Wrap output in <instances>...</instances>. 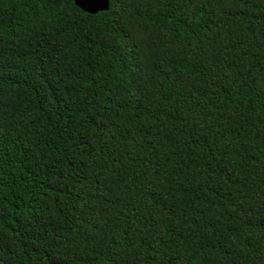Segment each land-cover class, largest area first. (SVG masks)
<instances>
[{"label":"trees","instance_id":"1","mask_svg":"<svg viewBox=\"0 0 264 264\" xmlns=\"http://www.w3.org/2000/svg\"><path fill=\"white\" fill-rule=\"evenodd\" d=\"M0 264H264V0H0Z\"/></svg>","mask_w":264,"mask_h":264},{"label":"water","instance_id":"2","mask_svg":"<svg viewBox=\"0 0 264 264\" xmlns=\"http://www.w3.org/2000/svg\"><path fill=\"white\" fill-rule=\"evenodd\" d=\"M73 2L79 9L95 14L106 11L109 8V0H68Z\"/></svg>","mask_w":264,"mask_h":264}]
</instances>
